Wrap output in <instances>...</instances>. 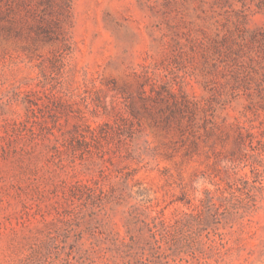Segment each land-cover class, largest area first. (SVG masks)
Masks as SVG:
<instances>
[{
  "label": "rangeland",
  "instance_id": "rangeland-1",
  "mask_svg": "<svg viewBox=\"0 0 264 264\" xmlns=\"http://www.w3.org/2000/svg\"><path fill=\"white\" fill-rule=\"evenodd\" d=\"M0 264H264V0H0Z\"/></svg>",
  "mask_w": 264,
  "mask_h": 264
}]
</instances>
